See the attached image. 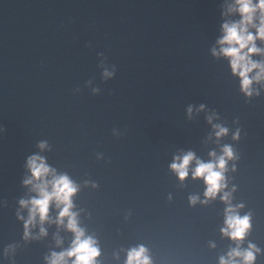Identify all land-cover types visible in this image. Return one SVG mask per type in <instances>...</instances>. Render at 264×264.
Segmentation results:
<instances>
[{
  "label": "water",
  "instance_id": "1",
  "mask_svg": "<svg viewBox=\"0 0 264 264\" xmlns=\"http://www.w3.org/2000/svg\"><path fill=\"white\" fill-rule=\"evenodd\" d=\"M231 3L0 0V264H48L75 239L55 204L25 229L33 155L77 186L72 212L100 251L94 264H127L141 246L151 264H220L249 244L264 264V81L246 95L212 54L222 24L240 19L225 18ZM226 145V186L206 196L196 162ZM188 152L181 180L171 165ZM229 207L250 217L243 241L222 231Z\"/></svg>",
  "mask_w": 264,
  "mask_h": 264
},
{
  "label": "clouds",
  "instance_id": "2",
  "mask_svg": "<svg viewBox=\"0 0 264 264\" xmlns=\"http://www.w3.org/2000/svg\"><path fill=\"white\" fill-rule=\"evenodd\" d=\"M238 14V21L227 20L222 24L223 35L218 39L219 51L212 49L214 56H223L230 64L233 75L240 79L241 90L248 96L253 93L252 85L264 81V60H254L253 56H264V49L257 47L256 41L264 42V0H234V3L226 5L224 12L225 18L229 15ZM255 31H252V30ZM255 72V76L252 73ZM105 75H110L105 73ZM259 93H257L258 95ZM203 108V105L201 106ZM191 112V109H189ZM211 122V117H209ZM217 137L227 134V129L217 125ZM238 137V133H237ZM41 149L46 145L40 144ZM224 155L215 163L197 160V166L193 173L194 178H202L207 185L205 195L216 197L224 185L222 170L226 165V158H231L233 153L230 146L223 149ZM215 157V153H212ZM194 154L188 152L181 158L177 157L176 162L171 168L183 180L188 175V168L194 159ZM28 169L31 172V178L25 179V185H31L34 192L37 193L30 201L20 200L23 207L29 208V217L25 221V229L35 224L37 217L41 224L49 220L50 208L55 204L59 210V217L56 221L63 224L67 218V228L74 233L75 239L71 248L61 253L53 252L48 264H68V258L74 257L73 264H94L95 258L100 255L99 249L95 246L92 237H85L84 230L78 226L76 214L72 212V198L77 193V186L69 179L67 175H57L54 169H51L44 158L39 155H33L28 158ZM219 168L221 171H217ZM51 175V180L48 177ZM229 194L225 193L223 199L227 201ZM195 202V198H193ZM234 210L227 209L226 225L223 229L225 235L230 236L235 241H243L250 227L249 216H239L233 214ZM23 219V217H21ZM41 233L46 234L43 227ZM28 233L26 232V235ZM258 251L255 245L249 244V248L243 252L237 248L229 253V259L221 258L220 264H236L233 257H242L244 264H252L255 260L254 252ZM127 264H151L147 255V250L141 246L134 248L128 253Z\"/></svg>",
  "mask_w": 264,
  "mask_h": 264
}]
</instances>
